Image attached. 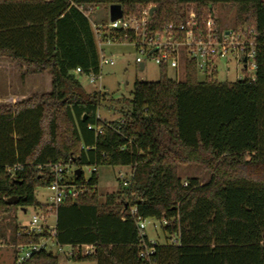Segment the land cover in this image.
Instances as JSON below:
<instances>
[{
    "label": "trees",
    "instance_id": "obj_1",
    "mask_svg": "<svg viewBox=\"0 0 264 264\" xmlns=\"http://www.w3.org/2000/svg\"><path fill=\"white\" fill-rule=\"evenodd\" d=\"M112 4L121 5L124 16L155 6L149 31L179 26L190 11L202 19L220 4L234 5V27L255 32V80H199L190 61L179 80L162 64L157 80L137 79L132 97L116 100L129 106L120 120L101 119L106 93L87 91L75 70L100 73L89 12ZM1 58L49 72L51 90L0 103V221L15 206L47 210L36 189L50 186L53 165L61 163L65 181L85 186L55 208L56 239L94 246L91 255L72 259L264 264V0H0ZM183 164L201 165L209 180H184ZM101 165L131 167L129 185L120 181L104 201L98 191ZM68 166L74 167L71 180ZM84 166L95 167L87 182ZM12 196L17 203H8ZM138 216L157 219L165 235L148 258L141 256ZM8 225L14 243L39 239L18 237V224ZM173 237L177 243L170 242ZM24 264H60V256L42 250Z\"/></svg>",
    "mask_w": 264,
    "mask_h": 264
},
{
    "label": "built area",
    "instance_id": "obj_2",
    "mask_svg": "<svg viewBox=\"0 0 264 264\" xmlns=\"http://www.w3.org/2000/svg\"><path fill=\"white\" fill-rule=\"evenodd\" d=\"M152 6L145 7L138 16H121L116 20L108 19L106 23L92 22L96 33L97 43L100 50L103 51V45L111 43L128 42L134 45L140 55L136 61L143 64V57H149L159 66L165 64L178 72L182 70L187 61L194 62L197 69L204 73L209 80H215L218 73V62L228 60L230 57L235 59L236 77L239 79L255 80L257 64L255 49V32L252 28H221L214 11H210L204 18L199 19L193 11L188 13L186 20L179 26L168 25L161 31H149L148 24L151 19L150 9ZM114 31L123 32L119 38L113 36ZM132 36L130 37V33ZM108 58L101 55L102 63H108ZM242 70V74L239 70ZM227 72L231 67L227 66ZM81 73V67L75 70ZM90 82L94 83L99 76L95 72L86 73ZM92 126H90L91 128ZM101 132L102 128L97 127ZM66 166L61 163L53 165L55 179L50 184L52 193L46 201L49 204L47 210L38 209L28 222H16L18 224V237L23 235H39L37 241L28 242L11 241V233L2 235L0 225V247L9 241L15 251V264H24L36 253L46 250L57 254L63 253L66 257L86 256L94 252V246L90 244L63 245L56 239V222L50 223L51 216H55V208L61 204L67 197H76L85 183L82 185L69 183L64 180V171ZM95 167L92 168L94 170ZM92 172V171H91ZM131 172L120 171L118 179L124 186L130 183ZM89 178V177H88ZM86 178V182L88 181ZM188 181H184L187 185ZM26 211V210H24ZM136 208L131 209V213H136ZM139 231L142 235L141 256L148 258L155 252L157 242L149 240L145 233L146 219L138 216L136 218ZM147 236V240L145 238ZM171 243H177L176 237L171 238ZM56 247V251L52 246Z\"/></svg>",
    "mask_w": 264,
    "mask_h": 264
},
{
    "label": "rangeland",
    "instance_id": "obj_3",
    "mask_svg": "<svg viewBox=\"0 0 264 264\" xmlns=\"http://www.w3.org/2000/svg\"><path fill=\"white\" fill-rule=\"evenodd\" d=\"M215 14L218 18V23L221 28H236L234 27V5L220 4L215 9ZM89 16L92 22H96L109 17V9L104 6L90 10ZM97 19V20H96ZM101 55L108 58V63H102L101 71L94 83L90 82L89 76L86 73H76L77 77L83 84L84 88L89 92L100 91L106 93L104 100L99 107V116L103 120L112 121L120 120L122 117V109L129 108L124 103H118L116 100L131 98L134 88V82L137 79L154 81L160 77V66L151 58L143 57L145 68L142 69L136 61L138 51L133 44L128 42L111 43L103 45ZM227 66L231 67V71L227 72ZM236 61L232 57L228 60L218 62V73L214 79L219 81H235L236 77ZM49 72H34L26 65L16 63L12 60L0 59V103H15L24 98L30 97L36 93L48 92L51 90V77ZM242 74V70H239ZM168 75L171 78L182 80L184 79L183 70L176 72L175 69L169 67ZM199 80H206L207 77L201 71L198 72ZM91 166H84L83 171L86 178L91 175ZM99 175L98 191L100 200L104 201L108 193L117 191L120 188V180L118 173L131 172L130 166H112L101 165L97 168ZM74 167H67V179L73 178ZM180 176L186 180L190 176H197L202 182L209 180L210 174L201 165L198 164H183L179 167ZM52 193L50 187L40 186L36 189V196L42 202H46L48 196ZM38 211L30 206L26 211L20 206L12 208L10 213L0 221L1 228H5L6 233H11V228L8 225L10 221L28 222L32 215ZM55 216H51L50 223H55ZM145 233L149 240L162 243L165 241V235L161 223L155 218H147L145 222ZM6 241V244L0 247V264H15L14 248ZM52 249L56 251L53 245ZM60 256V264H95L92 260H75L66 257L63 253L57 252Z\"/></svg>",
    "mask_w": 264,
    "mask_h": 264
},
{
    "label": "water",
    "instance_id": "obj_4",
    "mask_svg": "<svg viewBox=\"0 0 264 264\" xmlns=\"http://www.w3.org/2000/svg\"><path fill=\"white\" fill-rule=\"evenodd\" d=\"M155 6H152L150 9V14H153L154 10H155ZM110 18L111 20H116L117 18H120L121 16H123V10L121 5L119 4H112L110 6ZM141 68H143V64L141 65ZM82 169L81 168H77L76 169V173L81 174ZM18 202V198L16 196H12L11 198H9L8 203L9 204H14Z\"/></svg>",
    "mask_w": 264,
    "mask_h": 264
},
{
    "label": "crops",
    "instance_id": "obj_5",
    "mask_svg": "<svg viewBox=\"0 0 264 264\" xmlns=\"http://www.w3.org/2000/svg\"><path fill=\"white\" fill-rule=\"evenodd\" d=\"M110 10V9H109ZM109 18H110V11H109ZM49 75H50V77H51V74L50 73H48Z\"/></svg>",
    "mask_w": 264,
    "mask_h": 264
}]
</instances>
